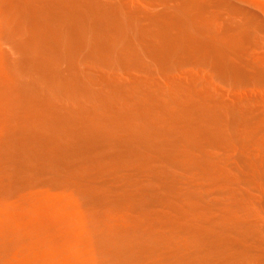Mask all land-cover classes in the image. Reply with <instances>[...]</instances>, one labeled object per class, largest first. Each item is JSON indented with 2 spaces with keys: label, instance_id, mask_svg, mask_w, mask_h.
I'll return each instance as SVG.
<instances>
[{
  "label": "rangeland",
  "instance_id": "rangeland-1",
  "mask_svg": "<svg viewBox=\"0 0 264 264\" xmlns=\"http://www.w3.org/2000/svg\"><path fill=\"white\" fill-rule=\"evenodd\" d=\"M94 1L120 11L121 30L76 25L73 39L92 35L81 45L74 39L77 53L39 42L34 59L48 54V68L86 77L96 98L74 93L65 75L24 68L12 44L23 40L19 27L26 37L53 34L33 8L54 0H22V23L0 0V255L40 264H264V183L230 172L227 186L216 184L226 173L214 178L196 160L240 151L220 142L197 151L169 145L181 154L175 164L148 144L162 145L159 132L182 137L175 120L185 121L184 106L202 97L235 114L244 109L264 128V0ZM226 45L235 52L224 61L250 78L219 73ZM110 100L112 108L102 103ZM155 102L157 110L140 109ZM237 218L257 223L258 238L231 231Z\"/></svg>",
  "mask_w": 264,
  "mask_h": 264
},
{
  "label": "bare ground",
  "instance_id": "bare-ground-1",
  "mask_svg": "<svg viewBox=\"0 0 264 264\" xmlns=\"http://www.w3.org/2000/svg\"><path fill=\"white\" fill-rule=\"evenodd\" d=\"M2 1L7 7L12 8V16L14 15V19L18 18L17 21L22 23L21 11L25 7V5H21L22 0ZM55 1L57 2V0H54V4L52 5L39 3L33 8V17L40 22L51 25L53 34H44V37L41 35L26 37L25 35L27 32L24 29L21 30V27H19L18 35L22 32L21 35L23 40L21 42H13L12 44L14 45L16 52L20 54L21 62L24 68L34 70L38 74L51 75L55 78H63L66 76L74 84V93L80 92L81 94L91 95L92 98H96L97 95L91 88L93 83L87 80L86 77H82L79 73H72L67 76L62 70L58 69V67L48 68L46 60L48 54H45L43 56L44 58L38 60H35L34 56L38 54L37 51H41L39 42H46L48 45L47 50L50 48L52 50L56 46L63 47L65 45L67 52L70 51L68 54L77 53L76 51H71L76 50L73 48L72 43H75V40H78L80 42L78 45H81L83 42L85 43L90 41L88 38L92 37V35L84 32L85 36L77 35L75 36L74 40L69 28L75 27L76 25L84 26L85 24V26H91L95 30H102L112 27L121 30L123 26L121 21V13L117 9L111 10L104 8L96 4L94 0H70L68 5L65 6L59 5ZM78 4L87 7L85 8L86 12H79L76 7ZM29 14H31V12ZM8 18L12 19L10 16H8ZM124 23L128 25V23ZM73 34H77L76 29L73 30ZM232 47L226 45L225 52H219L221 61L218 66L219 73L225 76H229V74H231L238 79L250 78L251 75L246 71V68L233 65L231 62L226 63L224 61V56L227 57L229 54L235 52ZM49 53L53 55L51 52ZM257 75L259 79H264V73L260 72ZM51 81L53 82L51 84L53 87L59 86V89H62L61 85L63 82L61 83L58 80L52 79ZM116 87L118 86L116 85ZM117 89L118 88H116L115 93H118ZM119 91H122V89ZM129 91L131 94L128 93V88L123 86V95L127 98H129L130 95L133 96V92L131 90ZM102 103L108 108H112L115 104L111 100L109 102L102 101ZM227 107L230 109L231 106ZM150 108L157 110L160 108V106L155 102L151 105H146L144 103L140 107L141 110H146L147 112H149ZM229 109H226V107L223 105L221 106L219 103L216 104L213 101L205 99V97H202L199 100H193L190 105L184 106L183 108L184 116L187 119H185V121H178V117L180 116V114H178L175 120L176 122L173 126L178 130L177 132H181H179V134L182 137L179 139H174L172 137H168L165 132H159L162 134L161 138L164 139L162 145L157 143L154 145L151 142L148 144L151 145L150 147L153 150L157 151L156 153L160 159L177 164L180 160L181 154L178 151H167L164 148L171 145L179 149L181 148L180 146L186 147L188 144H190L192 149L197 151V149L203 145H216L218 142H220L222 145H225V148H230L229 151L232 149H238L241 155L236 157L231 156L229 158H219L217 156L215 157L211 156V154H208L206 157L201 156L200 158L196 159L199 165L203 168V171L212 177L214 176V178L215 175L219 174V172L223 174L226 173L224 175L227 176V179L224 180L223 178V180L218 181L216 184L227 186L231 182L229 181L231 179L230 172L238 173L243 177V179L248 181H261L264 183V154L261 153L264 139H246L243 135V128H248L249 131L255 135L264 134V128L262 126L263 121H255V118L251 117V115L249 116L247 111L244 109L243 111L240 110V108H237V110L240 111L237 112L236 110V114ZM129 115L132 116V114L128 113L127 116ZM103 116L107 115L103 114ZM109 118L111 120L116 119L113 115H109ZM119 122H121V120H119ZM194 135H200L201 140L192 141L191 139ZM93 136L96 137L95 135ZM136 136L138 137L137 133ZM249 149H252L255 153L259 154V156L249 153ZM193 165L198 168V165ZM262 207L264 209V204ZM237 219L238 221H236V223L239 226H233L231 231L239 232V235L244 239L258 238V235H260L261 232L259 231L260 227L257 223L249 222L243 218ZM165 222L168 223V226L171 225L170 221ZM222 241L223 240H218L217 242L223 243ZM225 241H227L225 243L228 245L233 244L232 240ZM257 241H260V239ZM261 246L258 248L260 251ZM243 252L248 253L245 248L242 249L241 254H243ZM1 253L2 254L0 255V258L2 256L3 258L0 259V264H30L31 262L34 264L42 263L33 257L29 258L31 261L24 260L21 258L19 253H16V257L13 258L8 257V255L4 254L3 252ZM224 256H227V254ZM259 256L261 257V254ZM229 260L230 264L234 263L232 260L235 261L234 257Z\"/></svg>",
  "mask_w": 264,
  "mask_h": 264
}]
</instances>
